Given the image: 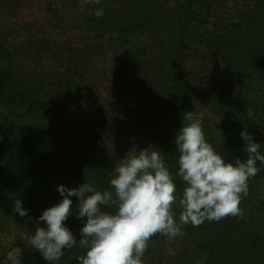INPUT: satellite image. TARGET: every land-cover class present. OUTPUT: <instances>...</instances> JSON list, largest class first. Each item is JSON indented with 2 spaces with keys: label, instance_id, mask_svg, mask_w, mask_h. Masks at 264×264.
Listing matches in <instances>:
<instances>
[{
  "label": "trees",
  "instance_id": "trees-1",
  "mask_svg": "<svg viewBox=\"0 0 264 264\" xmlns=\"http://www.w3.org/2000/svg\"><path fill=\"white\" fill-rule=\"evenodd\" d=\"M189 111L226 161L246 159L245 129L264 154V0H0V264L16 247L22 264H48L21 235L46 227L38 217L62 199L58 185L109 190L121 159L144 149L175 176ZM257 166L243 218L187 224L175 239L157 233L143 264H264ZM174 182L179 198L185 184ZM18 199L28 216L15 213ZM72 199L65 224L80 239ZM173 210L178 221V199ZM85 254L66 249L60 264Z\"/></svg>",
  "mask_w": 264,
  "mask_h": 264
},
{
  "label": "clouds",
  "instance_id": "clouds-1",
  "mask_svg": "<svg viewBox=\"0 0 264 264\" xmlns=\"http://www.w3.org/2000/svg\"><path fill=\"white\" fill-rule=\"evenodd\" d=\"M79 2L83 8L99 5L101 0ZM94 15L102 17L104 9L96 8ZM183 121L188 123H183L175 137L180 153L175 176L159 152L141 150L121 159L109 190L98 191L90 182L75 188L58 185L62 199L38 217L46 227L39 226L34 234L22 233V240L48 264H60L65 250L77 245L86 249V254L78 257L79 264H143L148 241L157 233L175 239L187 224L198 227L228 216L243 218L242 196L249 194L248 181L259 172L257 162L264 164L261 144L245 129L240 135L246 142V159L226 161L206 140L192 111L184 113ZM176 176L185 184L179 198ZM72 197L79 199L75 213L83 221L80 239L65 224L74 211ZM177 199L181 208L178 221L173 210ZM111 206L116 207L115 212L104 210ZM14 211L28 216L20 199L15 201ZM21 254L19 247L8 251L7 264H22Z\"/></svg>",
  "mask_w": 264,
  "mask_h": 264
},
{
  "label": "rangeland",
  "instance_id": "rangeland-1",
  "mask_svg": "<svg viewBox=\"0 0 264 264\" xmlns=\"http://www.w3.org/2000/svg\"><path fill=\"white\" fill-rule=\"evenodd\" d=\"M112 62H114V61H112ZM111 59H109L108 61L106 60V61H104V65L110 70V68H111ZM113 78H112V76H111V74L109 73V75L107 76V81H105V85L106 86H109L110 88H111V91L113 92V90H112V88L113 89H115V84H113L112 83V80ZM3 163V158L2 157H0V165Z\"/></svg>",
  "mask_w": 264,
  "mask_h": 264
}]
</instances>
